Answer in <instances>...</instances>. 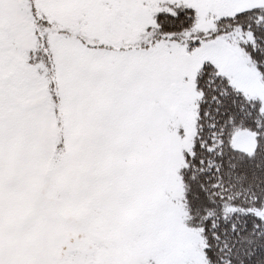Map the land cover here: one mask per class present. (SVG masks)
Returning <instances> with one entry per match:
<instances>
[{"label":"snow or ice","instance_id":"6c2138e0","mask_svg":"<svg viewBox=\"0 0 264 264\" xmlns=\"http://www.w3.org/2000/svg\"><path fill=\"white\" fill-rule=\"evenodd\" d=\"M0 264H264V0H0Z\"/></svg>","mask_w":264,"mask_h":264}]
</instances>
